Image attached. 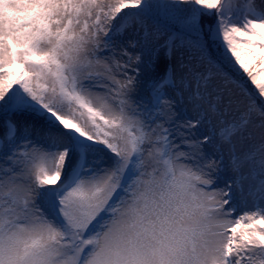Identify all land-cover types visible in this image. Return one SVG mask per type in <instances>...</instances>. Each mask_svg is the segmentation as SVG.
<instances>
[{
    "label": "snow or ice",
    "instance_id": "1",
    "mask_svg": "<svg viewBox=\"0 0 264 264\" xmlns=\"http://www.w3.org/2000/svg\"><path fill=\"white\" fill-rule=\"evenodd\" d=\"M0 264H264V0H0Z\"/></svg>",
    "mask_w": 264,
    "mask_h": 264
},
{
    "label": "trees",
    "instance_id": "2",
    "mask_svg": "<svg viewBox=\"0 0 264 264\" xmlns=\"http://www.w3.org/2000/svg\"><path fill=\"white\" fill-rule=\"evenodd\" d=\"M244 78H245V79H247V77H246V76H245ZM248 83H249V85L251 84L250 80L248 81ZM252 87L254 88V86H252Z\"/></svg>",
    "mask_w": 264,
    "mask_h": 264
}]
</instances>
